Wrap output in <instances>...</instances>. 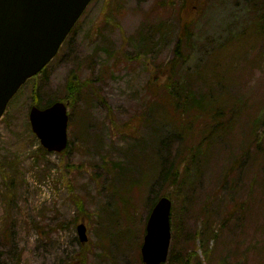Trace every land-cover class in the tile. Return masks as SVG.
I'll return each instance as SVG.
<instances>
[{"label":"rangeland","instance_id":"obj_1","mask_svg":"<svg viewBox=\"0 0 264 264\" xmlns=\"http://www.w3.org/2000/svg\"><path fill=\"white\" fill-rule=\"evenodd\" d=\"M263 14L264 0H92L0 117V264H144L147 215L163 195L171 260L194 251L203 264H264V156L247 140L248 120L264 115ZM178 40L186 58L173 81L220 94L209 76L220 70L238 99L222 144L204 138V121L185 132L191 124L163 105ZM69 79L88 85L73 100L63 98ZM52 100L68 107L61 153L42 147L28 120L31 105ZM258 142L264 154V135Z\"/></svg>","mask_w":264,"mask_h":264},{"label":"water","instance_id":"obj_2","mask_svg":"<svg viewBox=\"0 0 264 264\" xmlns=\"http://www.w3.org/2000/svg\"><path fill=\"white\" fill-rule=\"evenodd\" d=\"M90 1L0 0V117L21 85L57 54ZM66 105L55 101L41 108L30 107L31 129L47 151L60 152L68 143ZM171 205L168 197L161 196L148 214L140 246L144 264L166 262L171 242ZM77 230L80 241H85L84 224L80 223Z\"/></svg>","mask_w":264,"mask_h":264},{"label":"trees","instance_id":"obj_3","mask_svg":"<svg viewBox=\"0 0 264 264\" xmlns=\"http://www.w3.org/2000/svg\"><path fill=\"white\" fill-rule=\"evenodd\" d=\"M186 27V26H185ZM259 27L261 29L264 28V14L262 16V23L259 24ZM184 33H188V29L184 30ZM181 40H178L176 43V47L174 49L175 57L176 59L168 62V69L172 71L174 67L179 64L180 58L183 57V61L185 60V56L181 54V51L183 49V45H181ZM221 66V65H220ZM228 66H230V62L228 63ZM222 67V66H221ZM225 68V67H223ZM171 71L168 76V82L165 86V91L167 93V97L163 101L164 107L173 115L174 118H177L179 121V124H191L188 128L184 127L185 132L190 130L192 127H195L199 129L201 122L204 121L205 126L207 127L208 131L205 133L204 136L205 139H214L215 141L222 144V140H225L226 130H230L233 128L232 124H226L225 117H227L228 112H233V105L238 102V99L232 96H228V88H226L225 82H227V79L223 73H220V70L217 72H213L212 74H209V76L213 79H216V86H219L220 89H222V92L220 94L215 95H208V94H197L195 91L188 89L187 87L184 89L181 87V84H179L176 81L172 80L171 77ZM202 71L200 69L197 70L196 75L200 76ZM225 78V79H224ZM68 91L66 92V96L63 98L66 99H74L75 94L78 92H81L85 87H88L87 83H83L80 81L72 82V79H69L68 81ZM89 90L92 93H96L95 89L93 87H89ZM212 94L214 93L211 91ZM224 93V94H223ZM230 100L229 102L226 101L225 106L222 105V100ZM54 101V100H52ZM52 102H48L47 105H49ZM228 103V104H227ZM165 115L166 111H163ZM248 121H250V126L248 125L247 129V140L249 141H255L257 146V156H264L263 152H260L262 149L261 145L258 142V139L264 135V115H255L254 117H251ZM186 128V129H185ZM201 128V127H200ZM203 130V129H202ZM184 132V133H185ZM201 132V130H200ZM249 147V146H247ZM247 150L245 148L244 152L237 158V160H241L245 157H248L246 155ZM256 155L253 154V158H256ZM251 155H249L250 157ZM235 156L232 159V165L235 162ZM232 165L230 166V169H232ZM179 169L180 166H179ZM186 169V166L183 168ZM187 170V169H186ZM169 171V170H168ZM174 171V170H173ZM170 172V171H169ZM180 172V171H179ZM178 172V173H179ZM226 175V173H225ZM224 176V175H223ZM167 178V176H166ZM134 182V181H133ZM158 197V196H157ZM156 197V198H157ZM173 209V208H172ZM208 205H204L202 209L198 212V214L202 215V227H201V239H203V244L205 246H208L207 243L211 239L215 238V228L212 224V222L209 221L208 217ZM172 216V211L171 214ZM171 224V220H170ZM203 254H207V248H205ZM169 255L167 257L166 264H169L170 261L173 262V264H203L202 261L197 257L194 256V251L188 256H182L180 255H174L172 260L170 259ZM162 263V264H165Z\"/></svg>","mask_w":264,"mask_h":264}]
</instances>
